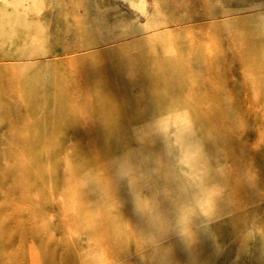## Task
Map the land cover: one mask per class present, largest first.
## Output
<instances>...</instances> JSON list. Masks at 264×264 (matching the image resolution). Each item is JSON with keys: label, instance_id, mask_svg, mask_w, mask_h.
<instances>
[{"label": "rangeland", "instance_id": "rangeland-1", "mask_svg": "<svg viewBox=\"0 0 264 264\" xmlns=\"http://www.w3.org/2000/svg\"><path fill=\"white\" fill-rule=\"evenodd\" d=\"M0 241L264 264V0H0Z\"/></svg>", "mask_w": 264, "mask_h": 264}, {"label": "bare ground", "instance_id": "bare-ground-1", "mask_svg": "<svg viewBox=\"0 0 264 264\" xmlns=\"http://www.w3.org/2000/svg\"><path fill=\"white\" fill-rule=\"evenodd\" d=\"M0 242H1V241H0ZM13 256H14V255L10 254V255L7 257V259H9V258H10V259H13Z\"/></svg>", "mask_w": 264, "mask_h": 264}]
</instances>
